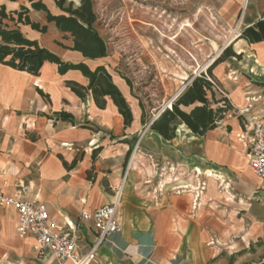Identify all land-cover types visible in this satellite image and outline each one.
<instances>
[{"label":"crops","instance_id":"0c3cea01","mask_svg":"<svg viewBox=\"0 0 264 264\" xmlns=\"http://www.w3.org/2000/svg\"><path fill=\"white\" fill-rule=\"evenodd\" d=\"M254 1L250 0L239 21L241 33L251 40L239 35L230 44L240 58L228 57L211 70L231 104L214 129L200 136L180 124L174 138L165 140L149 129L150 121L142 124L140 115L133 112L130 126L124 128L110 101L105 109H98L90 96L82 101L65 86L70 72L85 80L79 71L63 75L56 71L64 85L55 96L50 97L34 83L36 92L40 89L49 96V109L26 114L30 109L6 118L0 110V194L43 203L58 227L56 231L75 235L81 256L95 240L92 222L82 218L81 211L112 203L113 188L127 169L117 213L119 227L97 248L98 262L264 264V178L256 176L248 165L247 135L234 112L246 98H253L257 113L264 119V6L259 8ZM230 2L223 13L233 20L240 1ZM242 2L247 4V0ZM2 3L13 4L7 0ZM49 65L56 70L55 64ZM11 71L33 80L41 76L0 64V90L6 88L10 94L14 82ZM37 94L41 101L46 97ZM60 110L71 113L77 124L56 119L54 113ZM84 121L97 130L83 128ZM138 125H147L151 133L144 139L146 147L161 162L177 169L170 187L160 181L155 185L152 177L145 175L146 167H140L136 152L130 161L125 160L129 149L126 141L132 139ZM73 159L75 165L66 168L63 163L70 164ZM90 170L93 173L88 177ZM18 183L27 187L25 194L17 188ZM17 224L14 206H0V264H71L60 263L48 250L35 252L34 238L19 235ZM5 240L11 242L9 251H4Z\"/></svg>","mask_w":264,"mask_h":264},{"label":"rangeland","instance_id":"374dc122","mask_svg":"<svg viewBox=\"0 0 264 264\" xmlns=\"http://www.w3.org/2000/svg\"><path fill=\"white\" fill-rule=\"evenodd\" d=\"M68 1H72L74 6L78 5V0ZM92 1L97 16L95 27L106 44L107 55L87 63L90 67L103 64L129 102L133 114L140 115V120L143 116L146 121L166 106L191 77L204 73L214 61L211 59L230 45L233 37L239 36L237 31L242 32L240 18L250 5V0H247L246 6L242 0H235L240 1V8L237 16L231 20L223 13L231 0ZM2 2L4 0H0ZM46 2L56 11L51 0ZM254 3L259 8L264 6V0H256ZM16 5L18 4H6L8 8ZM30 16L45 23L41 12L31 11ZM22 31L57 53L63 60H82L79 55L61 46L71 45L70 39L58 32L53 24H47L44 34L32 32L27 27L22 28ZM10 73L14 80L11 85L13 93L6 92V88L0 90L3 118L9 114L21 115L30 109L32 111L26 114L42 108L49 109V96H55L56 90L63 89L64 84L57 78L55 68L49 64L40 72V80H33L23 73ZM66 77L85 83L80 74L74 72L68 73ZM34 83H38L44 93L49 92V96L39 100ZM42 102L46 104L45 107ZM106 114L111 118L109 110ZM149 135L151 133L147 125L137 126L136 132L131 136L135 137V141L129 161L136 152L138 161L143 163L139 162L140 167H146L145 175H150L155 185L160 181L164 187H170L175 183L174 174L177 176L178 171L173 170L170 164L161 162L146 147L144 139ZM92 173L93 170H90L88 177ZM9 241H3L4 251L12 249Z\"/></svg>","mask_w":264,"mask_h":264},{"label":"trees","instance_id":"16d2710c","mask_svg":"<svg viewBox=\"0 0 264 264\" xmlns=\"http://www.w3.org/2000/svg\"><path fill=\"white\" fill-rule=\"evenodd\" d=\"M16 2V7L8 8L4 3L0 4V64L19 72H25L32 76H39L40 69L46 63L55 64L56 71L63 75L70 70H77L86 80L85 84L73 79L64 81L65 86L80 100L90 96L93 104L98 109H105L110 101L121 116L124 128L130 126L133 116L126 97L113 80L112 75L103 64L90 67L87 61L100 60L107 55V47L95 27L97 20L92 0H78L74 6L72 1L51 0L56 11H53L46 0H7ZM31 11L44 14L45 23L31 18ZM47 24H53L56 30L70 39L71 45H61L81 56L80 61L72 62L63 60L57 53L42 45L37 39L26 36L22 27L44 34ZM240 38L250 41V37L241 33ZM228 57L240 58L231 45L226 46L221 53L211 61L204 73L191 77L182 90L165 106L161 112L149 124V129L155 131L161 138L171 140L175 136L178 125L184 124L193 134L200 136L216 127L223 119L226 112L231 109L227 96L215 86L216 81L212 76V68ZM37 92L46 96L40 89ZM161 109V108H160ZM159 109V110H160ZM58 120L77 124L73 115L60 110L54 113ZM142 116V124L148 123ZM83 128L97 130V127L85 122ZM114 138V137H113ZM126 141V140H125ZM133 137L129 144L125 160H128ZM135 157V153L132 158ZM95 151L91 153L94 161ZM73 159L70 164L64 162L66 168L71 169L75 165Z\"/></svg>","mask_w":264,"mask_h":264},{"label":"built area","instance_id":"2783aa9c","mask_svg":"<svg viewBox=\"0 0 264 264\" xmlns=\"http://www.w3.org/2000/svg\"><path fill=\"white\" fill-rule=\"evenodd\" d=\"M240 34V31H237V35ZM215 86L226 96L217 83ZM234 112L239 117L243 131L247 135L248 165L256 176L264 178V119L257 113L253 98H246L241 106L234 107ZM126 171L120 183L113 188L112 203L99 206L92 211H81V217L92 222L95 232L93 245L81 256L77 253L75 235L64 231L57 232L56 228L58 227L50 218L43 203L36 199L14 198L0 194V206L5 204L14 206L18 216L17 233L21 236L31 235L34 238L33 249L35 252L40 254L48 250L60 263L69 261L71 264H90L92 262L102 264L96 260V250L119 227L117 213ZM16 186L23 194L26 193V186L19 183Z\"/></svg>","mask_w":264,"mask_h":264},{"label":"water","instance_id":"95a60500","mask_svg":"<svg viewBox=\"0 0 264 264\" xmlns=\"http://www.w3.org/2000/svg\"><path fill=\"white\" fill-rule=\"evenodd\" d=\"M182 88H183V87H182ZM182 88H181V90H182ZM181 90H179V92H180ZM179 92H178V93H179ZM178 93H177V94H178ZM177 94H176V95H177ZM176 95H175V96H176ZM175 96H174V97H175ZM174 97H173V98H174ZM173 98H172V99H173ZM172 99H171V100H172ZM169 104H170V102H169L166 106H169ZM164 107H165V106H163V107L158 111V113L161 112V110H163ZM158 113H157V114H158ZM157 114L152 118V120L150 121V123H151V122L153 121V119L157 116Z\"/></svg>","mask_w":264,"mask_h":264},{"label":"bare ground","instance_id":"6f19581e","mask_svg":"<svg viewBox=\"0 0 264 264\" xmlns=\"http://www.w3.org/2000/svg\"><path fill=\"white\" fill-rule=\"evenodd\" d=\"M13 4H14V2H13ZM11 5V4H10ZM244 5V4H243ZM244 6H246V5H244ZM236 37V36H235ZM235 37H233L231 40H233V39H235ZM134 155V154H133ZM133 157V156H132Z\"/></svg>","mask_w":264,"mask_h":264}]
</instances>
